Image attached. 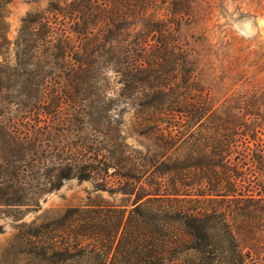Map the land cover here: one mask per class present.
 Returning a JSON list of instances; mask_svg holds the SVG:
<instances>
[{"label":"trees","instance_id":"trees-1","mask_svg":"<svg viewBox=\"0 0 264 264\" xmlns=\"http://www.w3.org/2000/svg\"><path fill=\"white\" fill-rule=\"evenodd\" d=\"M11 1L0 0V144L27 125V115L39 108L62 115L60 104L66 103L82 116L74 122L84 120L94 103H86L82 84L99 79L90 73L111 69L120 95L139 96L137 132L155 135L156 145L164 150L180 141L187 149L181 162L169 155L159 160L138 152L133 170L139 174H125L126 182L117 190L131 194V178L145 176L140 186L144 194L134 203L145 197L144 201L127 214L102 202L69 209L55 224L70 231V239L62 244L31 241L27 254L43 264H63L82 254L92 259L90 264H264L259 260L262 238L256 235L264 215V189L255 196L237 189L242 184L230 168L232 106L214 101L212 89L205 85L210 54L188 43L184 46L178 34L181 23L210 21V5L203 7L200 0H47L50 18L23 19L8 59L3 13ZM232 39L226 40L228 47ZM218 59L222 71L228 57ZM54 83L59 105L49 111L48 102L54 99L45 97L42 89ZM25 98L34 102L27 106ZM100 105L102 111L108 110L105 102ZM14 110L19 117H11ZM257 132L252 140L259 142ZM68 154L73 159L49 169L43 190L92 175L100 179L96 188L105 189L103 175L114 167L106 155L82 146ZM254 161L261 162L258 157ZM197 173L199 178L193 179ZM13 174L0 177V198L15 206L24 202V196L17 181L10 180ZM33 205L39 207L36 201ZM221 241L231 244L228 258L222 257L225 249L217 247Z\"/></svg>","mask_w":264,"mask_h":264},{"label":"rangeland","instance_id":"rangeland-1","mask_svg":"<svg viewBox=\"0 0 264 264\" xmlns=\"http://www.w3.org/2000/svg\"><path fill=\"white\" fill-rule=\"evenodd\" d=\"M200 3L203 7L209 4L212 8L210 21L189 20L181 23L178 34L184 46L188 43L200 53L210 54V63L205 68V85L212 89L214 101L232 106L235 117L230 168L238 177V184H242L237 189L241 188L243 192L247 190L245 193L254 196L263 194L264 0H200ZM3 15L8 42L6 56L11 59L13 42L22 20L31 15L50 18L49 4L47 0H12L5 5ZM231 37L232 45L228 47L225 42ZM221 56L228 57L222 71L219 68L222 61L218 59ZM173 67L177 71L178 68ZM90 75L99 79L85 82L80 91L83 98H87L86 103H94V107L89 108L91 115L85 116L81 122H74L82 116L73 112L66 103L60 104L64 110L62 115L55 112L46 114L39 108L38 114L32 112L27 115V125L17 133H10L0 144V177L14 173L10 180L17 181L22 189L20 194L24 196V202L15 206L5 205L0 198V264H43L33 254H27L32 249L30 242L62 244L68 241L71 232L58 228L55 222L69 209H85L102 202L118 207L127 214L144 201L145 197L134 203L137 195L144 194L140 186L145 176L131 178L133 184L128 186V189H132L131 194L125 195L117 190L119 183L126 182L125 174L129 173L130 177L139 174L133 170L136 163L133 157L138 156V152L157 155L159 160L169 155L183 161L187 149L182 141L167 151L156 145L155 135L148 137L137 132V117L141 110L137 105L139 96L136 93L129 97L120 95L121 86L115 82L116 76L111 69ZM57 89L55 83L42 89L45 97L54 99V103L48 102L52 107L49 111H54L59 105V100L55 101ZM33 102V98L24 100L27 106ZM101 102L107 104L108 110H101ZM14 116L19 117L15 110L11 114L12 118ZM46 117L47 123L43 121ZM254 130H258L256 137L259 142L257 138L252 140ZM80 146L90 153L106 155L108 162L116 168H108L103 175L105 189L96 188L100 179L92 175L84 180L72 177L64 180L59 189L43 190V183L51 174L49 169L63 163V159L71 158L68 153L76 152ZM161 155L165 156L161 158ZM257 157L261 162L254 161ZM83 159L78 158L80 161ZM199 176L197 173L193 179ZM33 201L39 203L38 208L34 207ZM261 217L262 225L256 235L262 238L259 242V247H262L259 260L264 262V215ZM32 234L37 237L34 238ZM219 246L225 249L222 257L231 256L232 248L228 241L218 242ZM90 263L92 259L82 254L63 264Z\"/></svg>","mask_w":264,"mask_h":264}]
</instances>
